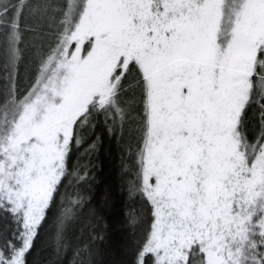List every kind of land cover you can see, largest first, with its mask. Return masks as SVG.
I'll return each mask as SVG.
<instances>
[{
  "label": "snow or ice",
  "instance_id": "1",
  "mask_svg": "<svg viewBox=\"0 0 264 264\" xmlns=\"http://www.w3.org/2000/svg\"><path fill=\"white\" fill-rule=\"evenodd\" d=\"M0 264H264V0H0Z\"/></svg>",
  "mask_w": 264,
  "mask_h": 264
}]
</instances>
